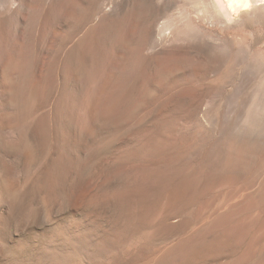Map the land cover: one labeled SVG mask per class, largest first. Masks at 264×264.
<instances>
[{
  "label": "rangeland",
  "instance_id": "obj_1",
  "mask_svg": "<svg viewBox=\"0 0 264 264\" xmlns=\"http://www.w3.org/2000/svg\"><path fill=\"white\" fill-rule=\"evenodd\" d=\"M213 2L0 0V264H264V0Z\"/></svg>",
  "mask_w": 264,
  "mask_h": 264
},
{
  "label": "bare ground",
  "instance_id": "obj_2",
  "mask_svg": "<svg viewBox=\"0 0 264 264\" xmlns=\"http://www.w3.org/2000/svg\"><path fill=\"white\" fill-rule=\"evenodd\" d=\"M213 4H216L215 5L216 9L218 8V11H220L222 13V15L226 18V20L230 21L231 20V14H233V13L235 14V12H237L240 8L249 7L251 4V0H215V3L213 2ZM247 117H249V116H247ZM248 120H249V118L246 119L247 122H248ZM253 122H254V120L251 118L249 121V124L251 125V124H253ZM234 145H235V143H233L231 146V149L234 151V153L231 152V154H230V152L229 151L228 152L231 155V159L233 158L231 160V162L233 161L232 163L235 165L234 161L239 162V160L242 159V157L240 158L239 156H242L241 153L243 151V148H242V146H239L241 144L236 145L237 147ZM230 155H228V156L230 157ZM229 157H226L229 160L228 162L226 161L227 164L228 163L231 164ZM240 162H241V160H240ZM233 164L229 165V166H233Z\"/></svg>",
  "mask_w": 264,
  "mask_h": 264
}]
</instances>
